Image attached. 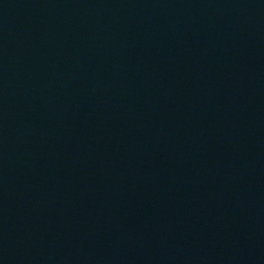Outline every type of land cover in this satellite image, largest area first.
<instances>
[{"label":"water","instance_id":"water-1","mask_svg":"<svg viewBox=\"0 0 264 264\" xmlns=\"http://www.w3.org/2000/svg\"><path fill=\"white\" fill-rule=\"evenodd\" d=\"M0 264H264V0H0Z\"/></svg>","mask_w":264,"mask_h":264}]
</instances>
